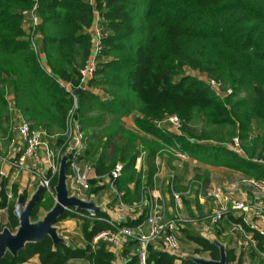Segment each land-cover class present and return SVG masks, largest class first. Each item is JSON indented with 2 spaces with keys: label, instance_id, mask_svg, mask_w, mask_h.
Wrapping results in <instances>:
<instances>
[{
  "label": "trees",
  "instance_id": "trees-1",
  "mask_svg": "<svg viewBox=\"0 0 264 264\" xmlns=\"http://www.w3.org/2000/svg\"><path fill=\"white\" fill-rule=\"evenodd\" d=\"M35 3L0 0V115L7 112V95H13L32 130L43 131L55 151H64L70 112L75 109L72 91L80 89L75 112L89 144L87 159L97 174L122 162L124 169L116 181L121 200L142 205L138 220L118 226L145 220L160 170L158 158L170 163L182 152L204 164L264 180V162L253 160L264 161V0H37L36 27L31 19ZM96 23L104 33L103 49L97 55L96 76L84 89L81 68L91 56ZM211 80L226 84L232 93L213 86ZM92 87L103 89L107 98L93 93ZM96 110L105 113L90 115ZM133 112L137 128L127 129L121 118ZM105 115L114 116L112 122L90 135L87 129L105 121ZM175 115L181 119L180 133L169 130V118ZM196 123L202 124L201 132L194 129ZM234 137L243 153L228 145ZM142 155L144 167L137 171ZM203 173L209 182V171ZM57 180L58 174L53 187ZM178 182L175 174L174 189L184 190L185 184ZM8 184L9 179L0 175V210H8L6 226L15 231L19 219L14 209L21 191L14 183L9 198ZM167 189L174 206L170 184ZM23 193L28 199L30 193ZM55 202L44 190L31 219H40V209L49 211ZM186 205L191 211L189 201ZM96 216L109 217L106 211ZM70 217L78 219L76 212L66 211L58 222ZM78 220H83L84 246L70 240L55 245L48 235L27 243L16 256L7 252L0 264H21L35 255L42 264H76L77 259L115 264L104 243L96 248L91 244L95 234L114 226L99 218ZM4 227L0 224V230ZM182 232L201 246L200 251L220 258L219 247L211 240L190 229ZM255 237L251 255L262 259L263 238ZM134 247L132 241L125 247L126 264H138L136 256H129ZM175 259L150 246L151 264H173ZM227 259L228 263L233 259L228 248Z\"/></svg>",
  "mask_w": 264,
  "mask_h": 264
},
{
  "label": "built area",
  "instance_id": "built-area-1",
  "mask_svg": "<svg viewBox=\"0 0 264 264\" xmlns=\"http://www.w3.org/2000/svg\"><path fill=\"white\" fill-rule=\"evenodd\" d=\"M35 1L36 3L31 12V19L33 25L36 27L38 25V17L34 12L37 7V0ZM92 30L94 32L92 53L81 68V86L84 89L89 88L88 83L96 76L98 69L97 55L103 49L102 37L104 33L101 26L96 23L92 27ZM34 47H36L35 44ZM211 84L221 88V90L224 89L226 93H232L233 91L227 85V88L225 86L222 87L225 84H221L215 80H211ZM67 89L71 90L69 87ZM72 93L75 97L76 109L79 106V100L76 97L77 94L73 91ZM75 109H72L70 112L67 146L64 151L62 148L55 151L45 140L44 132L32 130L31 122L23 117L20 111H17L18 122L15 123L14 128L22 137L25 148L19 156L18 163L15 164L16 166L23 167L29 159L36 158L39 155V151L44 148L48 160V173L43 175L38 171L32 170V172L40 178L39 182L45 187L47 194L55 198L53 178L58 174L62 155L70 149L68 185L71 194L78 195L87 200L95 197L98 204L104 206L109 217H97L96 214H89L75 208L69 211L76 212L78 219H82L83 217L99 218L114 226V230L106 229L95 234L91 244L93 248H96L99 243H104L114 254L115 264H126L127 256H125L124 250L130 241L135 243V247L129 252V256H136L138 264H151L149 262L150 246L177 257L182 256L183 253H181L180 248L183 229L197 231L204 238H220L217 233L218 229L231 215H235L236 217L242 216L245 223L230 221L229 227L224 231V234L228 236L244 235L247 239L246 247L249 250L248 255H251L257 246L254 235H261L264 243V180L245 175H241L232 182L233 186L231 188L225 187L222 184L215 186L207 182L204 177L193 175L186 180L185 189L179 191L174 189L175 173L170 172L167 178L172 188L173 210L170 213L168 212L163 199L152 200L150 201L146 218L141 224H138L136 227L126 224L118 226V222H127L140 217V214L143 212L141 211L142 205L138 203L128 205L121 200V192L117 188L116 181L124 169L122 162H117L108 173L97 174L93 162L86 157V136ZM10 110L16 113L14 106H11ZM169 121L171 122L169 130L180 133L181 121L179 118L171 116ZM228 145L233 150L243 153L238 137H234L233 141ZM176 155L181 162L189 157L182 152H178ZM253 160L264 162L258 158H253ZM15 179L13 177L9 179V198L13 196L12 184ZM98 187L108 189L109 193H104V189L102 193H99L97 191ZM243 190L246 194H243ZM239 194H243L248 198L244 197V200H240L237 197ZM111 195H114L115 199ZM198 200H200V203ZM186 201H189L192 212L188 210ZM204 202L208 207L204 209L206 213L201 215L198 212V205ZM243 224H246L249 230H246ZM122 256L125 261L121 260L119 262Z\"/></svg>",
  "mask_w": 264,
  "mask_h": 264
},
{
  "label": "crops",
  "instance_id": "crops-1",
  "mask_svg": "<svg viewBox=\"0 0 264 264\" xmlns=\"http://www.w3.org/2000/svg\"><path fill=\"white\" fill-rule=\"evenodd\" d=\"M44 62H46V61H44ZM0 86H1V83H0ZM91 91L93 93L99 95L102 99L107 98V94L105 93V91L99 87H92ZM7 99L9 101L8 106H7V112H5L3 114V116L0 115V175L5 176L8 179H10L12 177L16 178L13 182L19 186L20 191L27 190L30 193V191H32V189H35L36 186L39 185V183H40L39 182L40 178L38 176H36V174H33L32 170L38 171L43 175L48 173L49 168H48L47 155H46L45 149L42 148L39 151V155L36 158L29 159L23 167L16 166L15 163H18L19 156L25 148V143L22 140V137L17 132V130L14 128L15 123L18 122L17 111H19V109H17V107L15 106V104L13 102V101H15L13 99V95H7ZM11 106H14L16 108V111H15L16 113H13L10 110ZM100 113L104 114L105 111L96 110V111L90 112V115L95 116V115H100ZM135 115H137V114L133 112V113H130L128 115L122 116L121 123L124 125V127H126L127 129H136L137 128L135 121H134ZM113 118H114V116H110V115L106 116L105 115V121H102V123L96 124L93 126L90 125V127L87 129V131L89 132L90 135L93 133V131H95L97 134L100 130H102L103 128H106L112 122ZM44 138L47 141V143L51 146V142L49 140V137H47L45 135ZM89 141H90V139H89ZM87 147H89L88 143H87ZM100 150H101V148L99 149V151ZM144 162H145V155H142L137 159V162H136L137 171H141V169L144 167ZM157 163L160 167V170L158 172V177H157V181L154 184V188H152L150 190V195L153 198L152 200H156V199L162 200L163 199L166 203V206L168 208L169 213L171 210H173V206L171 203L172 197H171L169 189H167L168 184H169L167 177H168V174L170 172H174L175 174H177V176H179L178 184L180 186L184 185L185 181L188 178L192 177L193 175H198V176L204 177L203 172H205V170L209 171V173H210L209 182L212 184H214V183L220 184L221 179H219V177H229V178L224 179L223 182L229 181L228 183H232L238 177H240L242 175V173L240 171L233 170V169H230V168H227L224 166H211L208 164H204L200 161H197V160L191 158L190 156L188 157V159H186L182 162L177 157V158H175V160L171 161L170 163H168L166 161V159L158 158ZM192 164L198 165L199 168L197 170L193 169L191 167ZM213 170H215V173L212 172ZM227 179H229V180H227ZM130 187L133 188L134 184L133 183L130 184ZM103 189H104V193H106V194L109 193L108 189L103 188V187H98L97 191L99 193H102ZM207 207H208L207 205H205V206L202 204L198 205V208L205 209ZM188 210H189V208H188ZM190 210H191L190 212H192L191 207H190ZM138 218L132 219V221L138 220ZM230 221L244 222L242 216L236 217L235 215H231L230 218L227 219L226 221H224L221 224L220 228L218 229L217 233H218V236L220 237L219 239H221L223 241V243L226 244L228 249L234 248L235 251H241V252H243L244 255L245 254L247 255L249 250L246 247L247 239L245 238L244 235H237V237H234L232 235L228 236V235L224 234V231L227 230L229 227ZM243 225H244L246 230H249V228L247 227L246 224H243ZM64 226H66V225H64ZM136 226H137L136 224L133 225V227H136ZM222 233H223V235H222ZM226 236H227V238L225 239L224 237H226ZM250 236H253V235H250ZM77 237L79 240L81 239V241L77 244L78 247L84 246L85 240L83 238V235H77ZM254 238L256 239L255 235H254ZM200 247L201 246L196 241L191 239L189 236L181 235V248L180 249H181V253H183L184 256L198 255V256L209 258V256L205 252L200 251ZM125 250H126V248H125ZM123 256H122V258L120 257L119 262H121V260L125 261V259H124L125 256L124 257ZM183 257H181V256L177 257L176 256V259H175L173 264H183L184 262H186L185 261L186 259H184ZM75 263L76 264H86V263H84V261H81V259H77ZM22 264H42V263L39 259V256L36 255L33 258H31L30 260H28L27 262H24ZM186 264H195V263L193 261H187Z\"/></svg>",
  "mask_w": 264,
  "mask_h": 264
},
{
  "label": "water",
  "instance_id": "water-1",
  "mask_svg": "<svg viewBox=\"0 0 264 264\" xmlns=\"http://www.w3.org/2000/svg\"><path fill=\"white\" fill-rule=\"evenodd\" d=\"M80 92V89L75 91L76 94H79ZM79 104L80 101H78V105ZM70 151V149L67 150L60 160L58 180L54 187L56 194L55 205L46 212L42 219L33 221L31 216L45 190V187L39 183L37 190L33 193L30 199H26L23 190L21 191L14 209L15 215L19 219L17 229L12 231L9 227L5 226L0 230V261L7 252L16 256L27 243L39 242L48 235L52 238L55 245L69 242L67 238L60 235L55 224L64 212L69 211L72 208L89 214H97L98 212L106 211L103 205L98 204L95 197H91L87 200L78 195L71 194L68 185ZM208 239L219 247V259L206 258L198 255H182L181 257L184 256V259L191 260L196 264H229L226 244L216 237H209Z\"/></svg>",
  "mask_w": 264,
  "mask_h": 264
},
{
  "label": "rangeland",
  "instance_id": "rangeland-1",
  "mask_svg": "<svg viewBox=\"0 0 264 264\" xmlns=\"http://www.w3.org/2000/svg\"><path fill=\"white\" fill-rule=\"evenodd\" d=\"M224 86L227 88L226 84L223 85L222 87H224ZM245 95H246L245 92L240 93V96H242V97L245 96ZM176 117H178V116H176ZM179 120H181V119L179 118ZM193 126H194V129L196 131L201 132V130H202V124L201 123H196ZM191 167L193 169H196V170L199 168V166L195 165V164H192ZM212 172L215 173V170H213ZM226 178H229V177H219V179H221L220 184H222L225 187H230L231 188L233 186L232 185L233 183H228L229 181L228 182L227 181L223 182V180L226 179ZM227 180H229V179H227ZM214 185L216 186L217 183H214ZM38 186L39 185H37L35 189H32V191H30V196H29L28 199L31 198L33 193L37 190ZM242 192H243V194H246V192L244 190ZM243 194H239L237 197L240 198V200H244V197H247V196H245ZM198 202L200 203V200H198ZM202 204L205 205V202L202 203ZM46 212L47 211H46L45 208L42 207L40 209V211H39L40 219H42L44 217ZM198 212L202 215V214L206 213V210H204L203 208H198ZM8 220H9L8 210L7 209H1L0 210V224L3 225V226H6L8 224ZM82 222H83V220L79 221L78 219H71V217H70V218H67V219H63L60 222H57L55 225L58 228L59 233H60L61 236L67 238L68 240H70V242H72L75 245H77L81 241V239L80 240L78 239L77 235H83V233L81 231V227H80V225H81L80 223H82ZM64 225H66V226H64ZM110 230H114V229H110ZM182 235H186V233L183 232ZM234 237H237V235H235ZM224 238L226 239L227 236L224 237ZM230 250H231L233 259L229 262V264H239V261H242L244 264H264V258L261 259L259 257L248 255V254L244 255L243 252L235 251L234 248H230ZM81 261H84V263L88 264L87 260H82L81 259ZM74 262H76V260H74Z\"/></svg>",
  "mask_w": 264,
  "mask_h": 264
}]
</instances>
